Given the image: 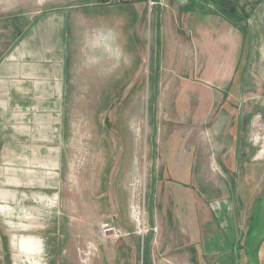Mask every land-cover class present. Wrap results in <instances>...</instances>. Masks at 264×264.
<instances>
[{"label": "rangeland", "instance_id": "1", "mask_svg": "<svg viewBox=\"0 0 264 264\" xmlns=\"http://www.w3.org/2000/svg\"><path fill=\"white\" fill-rule=\"evenodd\" d=\"M101 1L30 0L77 44L62 108L26 112L45 166L4 186L0 264H264V0Z\"/></svg>", "mask_w": 264, "mask_h": 264}, {"label": "crops", "instance_id": "2", "mask_svg": "<svg viewBox=\"0 0 264 264\" xmlns=\"http://www.w3.org/2000/svg\"><path fill=\"white\" fill-rule=\"evenodd\" d=\"M79 1L82 7L95 11L92 14L107 6L102 1L95 5L91 4L94 0ZM30 5V0H0V204L8 201L4 186L29 187L31 149L38 158V168L43 166L41 168L44 169L46 140L44 136L39 137L35 146L30 145L29 132L24 127L29 123L26 112L31 109H52L55 112L62 108L65 81L60 61L67 39V27L71 29L70 43L77 44L78 26L73 20L65 22V17L59 15L61 10L50 9L48 11L51 13L45 14L38 8L32 11L37 16L31 22ZM34 5L37 9L41 4ZM105 23L102 22V25ZM14 38L12 46H15L5 49L3 45L12 44ZM45 61L52 62L49 68L43 64ZM12 173L17 175L9 176ZM43 183L38 180L37 186ZM10 201L18 205L29 204L23 197L17 201L11 198Z\"/></svg>", "mask_w": 264, "mask_h": 264}, {"label": "water", "instance_id": "3", "mask_svg": "<svg viewBox=\"0 0 264 264\" xmlns=\"http://www.w3.org/2000/svg\"><path fill=\"white\" fill-rule=\"evenodd\" d=\"M262 23L264 24V11H263V13H262Z\"/></svg>", "mask_w": 264, "mask_h": 264}, {"label": "trees", "instance_id": "4", "mask_svg": "<svg viewBox=\"0 0 264 264\" xmlns=\"http://www.w3.org/2000/svg\"><path fill=\"white\" fill-rule=\"evenodd\" d=\"M230 12H231V14L236 15V13H234L235 11L231 10Z\"/></svg>", "mask_w": 264, "mask_h": 264}]
</instances>
